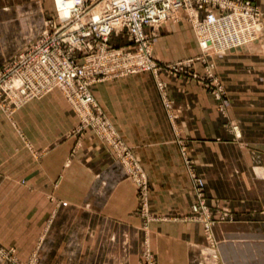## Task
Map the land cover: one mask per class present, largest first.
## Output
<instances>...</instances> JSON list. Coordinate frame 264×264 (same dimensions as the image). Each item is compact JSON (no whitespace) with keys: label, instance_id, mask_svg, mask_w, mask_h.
Listing matches in <instances>:
<instances>
[{"label":"crops","instance_id":"0c3cea01","mask_svg":"<svg viewBox=\"0 0 264 264\" xmlns=\"http://www.w3.org/2000/svg\"><path fill=\"white\" fill-rule=\"evenodd\" d=\"M53 10V0H0V66L15 41L10 28L27 41ZM263 32L264 21L257 39L211 56L220 98L185 74H162L170 105L150 71L92 85L146 176L147 214L118 150L89 128L74 131L78 116L61 89L17 106L0 101V244L14 246L15 260L37 251L40 264H143L146 249L157 264H264ZM153 52L161 60L198 54L192 25L163 24ZM192 170L207 202L233 215L213 224L212 249L203 222L189 217Z\"/></svg>","mask_w":264,"mask_h":264},{"label":"built area","instance_id":"2783aa9c","mask_svg":"<svg viewBox=\"0 0 264 264\" xmlns=\"http://www.w3.org/2000/svg\"><path fill=\"white\" fill-rule=\"evenodd\" d=\"M54 3L56 16L47 19L42 33L0 68V101L14 98L17 106L57 87L75 105L83 122L104 119L92 85L107 78L151 71L164 92L167 83L159 74L167 71L174 75L189 73L214 87L212 70L202 76L198 71L187 70L193 58L168 62L152 54L151 29L179 17L181 10L188 12L206 55L221 54L250 43L259 37L261 28L262 12L253 0H54ZM205 7L201 16L199 10ZM119 32H126L133 39L135 51L110 42L112 34ZM218 84L220 95L223 90ZM165 101L170 105L167 97ZM113 145L131 162L130 170L138 176L141 207L147 214L146 176L115 134ZM192 177L196 194L193 218L203 222L213 247V224L232 219L233 215L226 207L213 208L207 202L203 177L193 170ZM7 254H14V250L0 244V255L7 257ZM145 256L146 264H156L150 252H145Z\"/></svg>","mask_w":264,"mask_h":264},{"label":"rangeland","instance_id":"374dc122","mask_svg":"<svg viewBox=\"0 0 264 264\" xmlns=\"http://www.w3.org/2000/svg\"><path fill=\"white\" fill-rule=\"evenodd\" d=\"M53 2H54V0H53ZM253 2L256 4V5H258L259 6V8H260V10H261V12H262V16H261V24H262V22L264 21V8L262 7V6H260V4H258V3H256L254 0H253ZM205 12H206V7L205 8H202V9H200L199 10V13H200V15L201 16H203L204 14H205ZM52 13H54V16H56V9H55V3H54V10L52 11V12H50V14H52ZM187 14H188V12L186 11V10H181L180 11V13H179V17H177V18H175V19H170V20H167V21H165V22H163L162 24H160L159 26H157L154 30L153 29H151V51H152V54H153V56L154 57H156L155 56V54H154V52H153V42H154V40H155V38H156V36L158 35V29L163 25V24H165L166 22H168V21H182V20H184V21H188L191 25H192V28H193V30H194V33H195V36H196V39H197V42H198V46H199V48H200V52L198 53V54H195V55H193V56H190V57H187V58H182V59H177V60H188V59H191V58H193V63H191L190 64V66H189V69H187V70H193V71H198V73L202 76V75H204L206 72H207V70H212V74H213V82H216L215 84H214V88H213V92H215V96H217V97H221V94L219 95V94H217V93H219V90H218V86H219V84L218 83H220V86H221V88H222V90H223V92H225L224 91V88H223V85H222V83H221V80L217 77V75L215 74V72H214V61L212 60V58H211V56L212 55H214V54H220V53H212V54H209V55H206V54H204V51L202 50V48H201V46H200V43H199V39H198V35H197V33H196V29H195V26H194V24L192 23V21H190V19L188 18V16H187ZM51 17V16H50ZM53 17V16H52ZM47 19H49V18H47ZM47 26V25H46ZM36 28H34V30H35ZM42 28H40V27H38V30H37V32L35 33L36 35L35 36H33L32 38H30L29 40H27V41H23V35H22V37L20 36V39L18 40V38L19 37H17L19 34H20V31H18V30H14L15 32H13V28H10V33L12 34V35H14L15 34V41L14 40H12L11 42H8V43H6V45H7V47H6V49H7V51H6V60L4 61V63L0 66V68H2V66L6 63V62H8L11 58H13L14 57V55H16L20 50H22L25 46H27L31 41H33L34 39H36L41 33L39 32L40 30H41ZM45 29V28H44ZM43 29V30H44ZM42 30V31H43ZM149 30H150V28H149ZM40 34H39V33ZM125 34H127L126 32H119V33H114V34H112V36H111V38H110V42L112 43V44H114V45H117V46H125V47H127L128 49H130L131 51H135L136 50V43L133 41V39H131L130 38V42L128 41V37H126V35ZM128 35V34H127ZM262 36H264V32L262 33V35H261V38H263ZM17 38V39H16ZM252 42V41H251ZM248 44V43H247ZM243 46V45H242ZM244 46H246V44H244ZM252 46V45H251ZM259 46V45H258ZM238 47H240V46H238ZM250 47V46H249ZM253 47V46H252ZM251 47V48H252ZM236 48V47H235ZM258 48V50L260 51H263L264 50V47L262 48V49H260V47H257ZM232 49H234V48H232ZM232 49H229V50H227L226 52H228V51H230V50H232ZM226 52H224V54L226 53ZM10 55H12L11 57H9ZM9 57V58H8ZM157 58V57H156ZM157 59H159V58H157ZM79 60H82L81 58H79ZM159 60H161V59H159ZM177 60H161V61H177ZM200 70H202V71H200ZM192 71V72H193ZM140 72H142V71H140ZM151 72V71H150ZM184 72V71H183ZM152 74H153V76H154V78H155V81H156V84H157V78H156V76L154 75V73L153 72H151ZM163 73H166V74H169V75H171V76H179V74L178 75H174V74H171V73H168L167 71H162L160 74H159V77L163 80V81H165L166 83H167V81L162 77V74ZM182 74H185V77H187V78H191V79H196V78H193L192 76H190V75H188L189 73H181L180 75H182ZM126 76V75H125ZM118 77H123V76H118ZM112 78H117V77H112ZM107 79H111V78H107ZM196 80H199V79H196ZM103 81V80H102ZM199 81H201V80H199ZM98 82H100V81H98ZM95 83H97V82H95ZM94 83V84H95ZM157 86H158V84H157ZM159 87V86H158ZM160 89V88H159ZM160 91H161V94L163 95V97L165 98V97H169V94H168V91H167V88H166V90H164V92L160 89ZM93 92V91H92ZM65 95V94H64ZM21 98H22V96H21ZM67 98V97H66ZM14 98H8V97H5V101L7 102V103H11V104H14V100H13ZM68 99V98H67ZM29 100V99H28ZM27 101V100H26ZM26 101H23L21 104H23L24 102H26ZM68 101H69V103L71 104V106L73 107V109L75 110V112H76V114H77V116H78V123H77V125L75 126V128H74V131H77V132H80V131H82V130H84V129H87V128H89V129H91V130H93L108 146H111V147H114V148H116L114 145H113V136H114V134L115 135H118L117 134V130H115V128L113 127V125H112V123H111V121L109 120V118L106 116V114H105V117H104V119H101V120H99V121H96V120H92V121H87V122H83V120L81 119V117H80V115H79V112H78V110H77V108L75 107V105L68 99ZM97 104H98V102H97ZM99 106V105H98ZM100 107V106H99ZM236 127H235V125L233 126V129H235ZM180 142H181V148H182V150H183V144H185V141L184 140H180ZM186 145V144H185ZM116 150H118V153L119 154H121L120 153V150L119 149H117L116 148ZM187 150V149H186ZM186 150L184 151L183 150V152L184 153H186ZM119 157H120V159H121V161L125 164V167L128 169V176H132L133 177V179H135L136 180V182H137V175L135 176L134 175V173H132L133 171H132V169L130 170V168H132V165H131V162H129V160L125 157V156H120L119 155ZM187 159H189L188 157H187ZM191 161V160H190ZM187 162H188V160H187ZM137 187H138V196L140 197V188H139V186H138V182H137ZM192 206H193V204H192ZM140 208H141V210H142V207H141V205H140ZM189 217L190 218H193V211H191V214H189ZM206 234V233H205ZM3 246V245H2ZM4 248H6V249H12V250H14V246H3ZM213 247L211 246V249H212ZM210 249V251L213 253V254H215V252H214V250H211ZM15 251V250H14ZM145 252H150L151 253V255H152V259L154 260V262H156V264H157V260H156V257H155V255H154V252L150 249H146L145 251H144V255H143V258H144V262H143V264H146L145 263V258H146V256H145ZM15 253V252H14ZM8 256L7 257H3V256H1L0 255V259H4V260H9V261H11L13 264H40V258H39V254H38V252L36 251L34 254H32L29 258H27V259H25V260H19L18 258H17V260H15L14 258H12L11 256L13 255V257H14V254H11V255H9V254H7Z\"/></svg>","mask_w":264,"mask_h":264},{"label":"bare ground","instance_id":"6f19581e","mask_svg":"<svg viewBox=\"0 0 264 264\" xmlns=\"http://www.w3.org/2000/svg\"><path fill=\"white\" fill-rule=\"evenodd\" d=\"M215 255V254H214Z\"/></svg>","mask_w":264,"mask_h":264}]
</instances>
